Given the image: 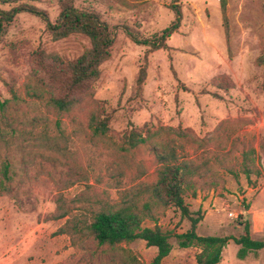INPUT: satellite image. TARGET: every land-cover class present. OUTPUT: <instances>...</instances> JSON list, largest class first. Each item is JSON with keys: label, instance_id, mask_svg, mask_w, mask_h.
Listing matches in <instances>:
<instances>
[{"label": "rangeland", "instance_id": "obj_1", "mask_svg": "<svg viewBox=\"0 0 264 264\" xmlns=\"http://www.w3.org/2000/svg\"><path fill=\"white\" fill-rule=\"evenodd\" d=\"M7 1L0 0L1 11L28 3L46 11L52 23L59 13L57 0ZM226 2L228 41L219 0H75L76 8L97 12L117 30L93 96L67 113L27 96L30 55L40 48L73 60L90 47L88 39L53 41L38 18L15 16L0 39V101L10 99V89L18 97L0 113V163L10 164L11 175L8 191L0 194V264H128L129 257L150 264L157 250L140 240L113 248L90 239L73 245L58 233L67 219L59 214L79 217L91 205L115 200V186L155 182L157 154L171 149L178 159L202 165L196 197L185 198L192 215L201 216L199 236L239 238L248 222L251 238L264 241V70L256 64L264 54V0ZM174 4L181 10L179 28L168 49L147 55V78L136 96L147 47L129 40L122 26L151 39L171 26ZM214 79L231 86L218 89ZM96 105L111 115L101 139L88 128ZM132 128L147 140L126 151L122 133ZM251 149L255 168L246 176L243 155ZM155 225L172 235L190 228L173 208L143 226ZM170 242L162 264H195L197 248ZM238 250L230 240L218 264H264V249L242 260Z\"/></svg>", "mask_w": 264, "mask_h": 264}, {"label": "trees", "instance_id": "obj_2", "mask_svg": "<svg viewBox=\"0 0 264 264\" xmlns=\"http://www.w3.org/2000/svg\"><path fill=\"white\" fill-rule=\"evenodd\" d=\"M15 0L7 1L8 3ZM4 3V1H2ZM59 13L54 23L50 22L46 11L28 3H21L8 11L0 10V39L6 28L18 14H29L41 20L53 41H60L73 35L85 36L90 47L73 60H66L56 53H48L37 48L30 55V74L24 84L29 98L43 102L58 112L67 113L80 106L93 96L94 84L100 77L102 64L111 57L117 27H111L100 15L89 9H78L75 0H57ZM227 2L219 0L222 25L226 40L229 39V21ZM175 19L171 26L151 39H142L131 28L123 25L125 36L136 45L146 46L143 63L135 77V95L139 96L147 78V55L168 49L166 42L179 28L181 10L177 4L171 6ZM256 64L264 70V54L259 56ZM214 87L226 90L231 84L222 79L212 80ZM10 99L0 101V113L7 112L10 105L18 100L13 89L9 90ZM217 97V95H213ZM111 115L106 114L100 106L94 108L88 117V128L97 138L108 136ZM181 134V133H178ZM181 136H184L182 133ZM147 137L142 130L132 128L124 130L121 137V149L131 150L145 144ZM264 153V144L260 145ZM156 180L153 183H138L131 187L115 186L117 198L102 205H91L85 215L70 216L63 211L59 218H67L58 230L59 234L67 235L71 243L76 245L82 239H90L98 247H117L143 241L146 246L156 248V255L150 264H162L170 254L173 246L170 242L175 238L181 249L197 248L195 264H218L221 261L225 245L232 240L239 246L238 259H244L249 251L257 252L264 249V241L253 240L250 236V225L243 226L244 234L239 238L199 236L196 232L201 216L194 217L185 201L186 195L196 197V181L200 177L202 165L178 159L174 149L157 154ZM242 166L244 174L249 176L255 168L254 151L244 153ZM11 181L10 164L0 163V194L8 191ZM173 208L190 222L188 231L182 234L162 230L158 225L144 227L145 221L157 222V215L163 210ZM59 209V207H57ZM128 264H138L129 257Z\"/></svg>", "mask_w": 264, "mask_h": 264}]
</instances>
